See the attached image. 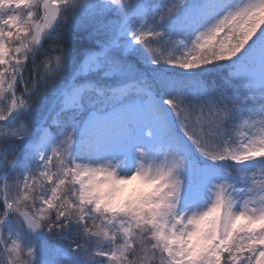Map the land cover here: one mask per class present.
Returning a JSON list of instances; mask_svg holds the SVG:
<instances>
[{
	"label": "snow or ice",
	"instance_id": "1",
	"mask_svg": "<svg viewBox=\"0 0 264 264\" xmlns=\"http://www.w3.org/2000/svg\"><path fill=\"white\" fill-rule=\"evenodd\" d=\"M0 264H264V0H0Z\"/></svg>",
	"mask_w": 264,
	"mask_h": 264
},
{
	"label": "rangeland",
	"instance_id": "2",
	"mask_svg": "<svg viewBox=\"0 0 264 264\" xmlns=\"http://www.w3.org/2000/svg\"><path fill=\"white\" fill-rule=\"evenodd\" d=\"M177 52H180L179 49H177ZM217 170L219 171V169L217 168ZM138 187V183L137 182H132L128 185L123 186V191L120 195V199H124L127 198L128 196H130L132 194V192L134 191V189Z\"/></svg>",
	"mask_w": 264,
	"mask_h": 264
},
{
	"label": "trees",
	"instance_id": "3",
	"mask_svg": "<svg viewBox=\"0 0 264 264\" xmlns=\"http://www.w3.org/2000/svg\"><path fill=\"white\" fill-rule=\"evenodd\" d=\"M217 168L220 169V166L218 165Z\"/></svg>",
	"mask_w": 264,
	"mask_h": 264
}]
</instances>
